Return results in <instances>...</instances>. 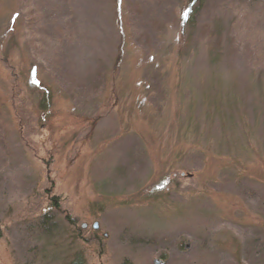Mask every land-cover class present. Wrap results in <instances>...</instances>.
I'll return each instance as SVG.
<instances>
[{"label": "rangeland", "instance_id": "374dc122", "mask_svg": "<svg viewBox=\"0 0 264 264\" xmlns=\"http://www.w3.org/2000/svg\"><path fill=\"white\" fill-rule=\"evenodd\" d=\"M77 259L264 264V0H0V264Z\"/></svg>", "mask_w": 264, "mask_h": 264}, {"label": "water", "instance_id": "95a60500", "mask_svg": "<svg viewBox=\"0 0 264 264\" xmlns=\"http://www.w3.org/2000/svg\"><path fill=\"white\" fill-rule=\"evenodd\" d=\"M97 226H98V224H97V223H95V224H94V227H95V228H97Z\"/></svg>", "mask_w": 264, "mask_h": 264}, {"label": "trees", "instance_id": "16d2710c", "mask_svg": "<svg viewBox=\"0 0 264 264\" xmlns=\"http://www.w3.org/2000/svg\"><path fill=\"white\" fill-rule=\"evenodd\" d=\"M79 260V263H77V264H80V259H77V261Z\"/></svg>", "mask_w": 264, "mask_h": 264}]
</instances>
